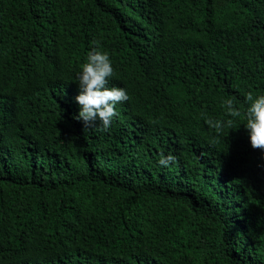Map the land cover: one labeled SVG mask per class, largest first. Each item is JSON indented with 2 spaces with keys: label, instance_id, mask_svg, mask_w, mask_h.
I'll use <instances>...</instances> for the list:
<instances>
[{
  "label": "trees",
  "instance_id": "obj_1",
  "mask_svg": "<svg viewBox=\"0 0 264 264\" xmlns=\"http://www.w3.org/2000/svg\"><path fill=\"white\" fill-rule=\"evenodd\" d=\"M93 41L107 131L75 119ZM248 92L264 0H0V264H264V153L205 123Z\"/></svg>",
  "mask_w": 264,
  "mask_h": 264
},
{
  "label": "clouds",
  "instance_id": "obj_2",
  "mask_svg": "<svg viewBox=\"0 0 264 264\" xmlns=\"http://www.w3.org/2000/svg\"><path fill=\"white\" fill-rule=\"evenodd\" d=\"M93 45L77 76L79 94L75 101L80 110L75 119L83 122V130L107 131L113 118L117 116L116 105L126 102L128 96L123 88L107 86L109 78L114 73L110 56L107 52L99 50L98 41H93ZM244 102L247 107L242 112L237 107L235 97L222 100L220 106L224 118H207L205 123L210 131L219 137L225 129H232L235 126L237 118H242L246 121L244 128L248 133L251 148L264 153V95L254 96L252 92H248ZM261 159H264V156ZM158 163L162 167H168L176 163V157L161 154Z\"/></svg>",
  "mask_w": 264,
  "mask_h": 264
}]
</instances>
